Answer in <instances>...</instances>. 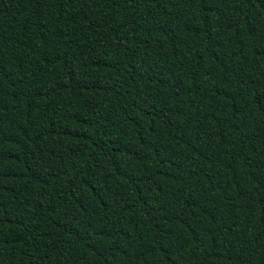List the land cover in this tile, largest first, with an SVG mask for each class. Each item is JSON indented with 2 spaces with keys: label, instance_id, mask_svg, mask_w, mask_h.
Returning a JSON list of instances; mask_svg holds the SVG:
<instances>
[{
  "label": "trees",
  "instance_id": "16d2710c",
  "mask_svg": "<svg viewBox=\"0 0 264 264\" xmlns=\"http://www.w3.org/2000/svg\"><path fill=\"white\" fill-rule=\"evenodd\" d=\"M0 264H264V0H0Z\"/></svg>",
  "mask_w": 264,
  "mask_h": 264
}]
</instances>
